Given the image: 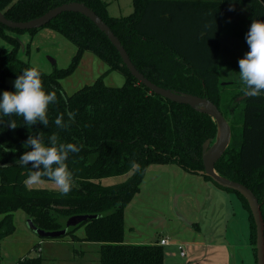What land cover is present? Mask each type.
I'll return each instance as SVG.
<instances>
[{
  "label": "trees",
  "instance_id": "16d2710c",
  "mask_svg": "<svg viewBox=\"0 0 264 264\" xmlns=\"http://www.w3.org/2000/svg\"><path fill=\"white\" fill-rule=\"evenodd\" d=\"M71 1L84 3L109 26L134 66L151 82L178 93L206 97L216 104L230 125L231 136L214 168L219 175L253 192L264 221V94L247 96L242 81L240 88L235 81L220 83L221 65L240 77L239 59L250 50L246 33L254 19L264 21V0H132V12L119 17L108 14L103 0H0V11L9 19L23 21ZM222 3L244 4L248 10L243 54L228 61L220 58ZM42 27L62 34L75 44L76 51L67 67H54L51 72L40 69L45 73V90L57 93L56 102L48 105L47 127L39 121L28 126L15 115L0 124V237L13 230L12 212L17 209L23 210L37 228L47 231L64 228L72 215L96 214L68 227L64 235L98 243L99 264H164V248L158 241H124L123 213L139 191L147 167L173 163L238 196L248 212L249 239L255 255V224L247 200L201 173L203 144L216 136L213 118L140 83L121 64L120 54L108 37L88 17L63 11L43 26L27 30L0 23V37L11 46L0 50V91L7 88L8 78L16 80L25 69L35 67L19 58L20 42L8 32L32 35ZM85 51L106 63L107 69L92 83L68 95L60 80L75 70ZM113 70L123 75L122 85L104 83V76ZM69 111L76 113L74 120H69ZM60 115L66 128L55 125ZM9 119L16 121L15 129L9 126ZM53 134L60 142L81 148L78 153H70L66 161L76 184L68 195L27 187L25 179L31 164L18 163L19 157L31 150L24 146L29 136L42 135L47 144ZM134 165H139V171ZM123 174L129 175L121 182L100 183L101 178ZM81 225L84 235L78 237L75 230ZM15 264H42V258L27 255Z\"/></svg>",
  "mask_w": 264,
  "mask_h": 264
},
{
  "label": "rangeland",
  "instance_id": "374dc122",
  "mask_svg": "<svg viewBox=\"0 0 264 264\" xmlns=\"http://www.w3.org/2000/svg\"><path fill=\"white\" fill-rule=\"evenodd\" d=\"M103 1L107 2V12L111 16H126L133 10L132 0ZM222 8L223 31L220 38V58L223 61L238 59L243 54V38L246 31L248 11L247 5L222 3ZM9 32L10 34H15L12 31ZM58 36L54 40H49L46 43L38 45L39 50L33 49L34 46L31 45L29 52H20L21 58L44 72H51L54 67H67L75 54L76 46L62 35L59 34ZM10 48V44L0 37V50H8ZM49 57L54 58L56 62L53 64ZM106 69V63L102 62L92 52L85 51L75 70L61 79L60 84L65 93L70 95L83 85L92 83ZM103 81L106 85L120 86L124 82V77L119 71L113 70L104 76ZM230 81H235L237 88L242 87L240 85L242 83L240 77L231 68L221 65L220 83ZM6 82L7 88L1 89L0 97H2L3 91H13L14 89L15 79L8 78ZM225 88L228 89L230 86L227 84ZM128 175L104 177L100 179V183L103 185L118 183L125 180ZM171 176L172 174L170 173L168 176H163L164 178H160L161 175L155 177L154 174L151 175L150 173L146 176L142 183L141 193L134 197L133 203L131 202L132 204L126 212L124 228L126 239H147L146 236H149L154 228L161 226H167L171 228V231L175 228L178 221L175 202L178 201L177 205L179 207L183 205L185 207L188 203L186 202V198H184V194L181 193L182 189H180V185L177 183L178 179ZM162 181L164 182V186L159 188L156 183ZM174 181H176V184ZM25 184L29 188L57 190L52 181L45 179L33 185L26 183L25 179ZM12 214L14 231L12 230V233L0 239V264H12L21 257L33 255L34 253H38L42 258V264H99L98 244L82 245L79 241H72L70 235H64L59 238L40 237L27 225V217L23 210L17 209ZM132 223L135 225H132ZM131 225L134 228H130ZM248 226L247 221L244 223L243 220H240L236 229L234 240L236 264H256L253 247L248 241ZM157 231L155 234L163 232L161 230ZM75 235L78 237L84 235L83 225L76 228ZM50 242L55 243L51 244ZM37 244H39L38 248L41 247V249L35 248ZM165 248L168 249L169 247ZM227 255L222 251L212 250L209 251V258L200 264H231L227 262ZM182 261L183 258L177 259L178 264H187L186 262L180 263Z\"/></svg>",
  "mask_w": 264,
  "mask_h": 264
},
{
  "label": "crops",
  "instance_id": "0c3cea01",
  "mask_svg": "<svg viewBox=\"0 0 264 264\" xmlns=\"http://www.w3.org/2000/svg\"><path fill=\"white\" fill-rule=\"evenodd\" d=\"M8 33L10 34V32ZM59 34V32L49 27H43L38 29L32 35L28 32L18 34L15 33L11 35L16 37L20 42L18 56L21 58L20 52H29L31 45L34 46L33 49L39 50L38 45L46 43L49 40H54V38H58ZM49 59L53 64L56 62V60L52 57H49ZM149 173L151 175L154 174L155 177H159L161 175L160 178L168 176L169 173L172 174L173 177H176L178 179L177 183L180 185V189H182L181 193L184 194V198H186L188 205L185 207L184 205H180L181 207H179L177 205L178 201L175 202V210L178 213V221L172 231L171 228H168L167 226L154 228L153 231L150 232V235L146 236L147 239H126L124 232V241L127 243H154L162 237L167 238L168 243L162 245L164 248V264H178V258H183V261L180 263L186 262L187 264H200L205 259L209 258V251L212 250L222 251L225 255L228 254L227 262L236 264L237 260L234 256L236 229L238 228L240 220H243L244 223L247 221L249 224L248 212L244 209L238 196L234 192H229L215 186L212 181L205 179L200 174L187 172L178 165L171 163L149 165L141 180L139 191L134 195V197L141 193L142 183ZM163 183L164 182L162 181L157 182L156 184L159 188H161L164 186ZM174 183L176 184V181H174ZM134 197L124 209V228L126 222V212L133 203L132 201H134ZM130 211L132 212V210ZM132 225L135 224L132 223ZM132 225L130 228H134ZM157 230H161L163 232L155 234L158 232ZM152 233L153 235H151ZM249 235L248 241L250 243ZM3 237H0V239ZM72 241L78 242L73 239ZM79 242L82 245L98 244L96 242ZM50 243L54 244L55 242ZM179 246L184 250L183 255L180 254ZM165 247L169 248L166 249ZM39 249H41V247H39L38 250ZM37 255L38 253H34L33 255L30 254V256ZM15 262L12 264H15Z\"/></svg>",
  "mask_w": 264,
  "mask_h": 264
},
{
  "label": "clouds",
  "instance_id": "9594fccd",
  "mask_svg": "<svg viewBox=\"0 0 264 264\" xmlns=\"http://www.w3.org/2000/svg\"><path fill=\"white\" fill-rule=\"evenodd\" d=\"M249 51L239 59L240 79L245 85L244 92L249 97H259L264 94V21L254 19L246 33ZM40 69L32 67L25 69L14 82L15 91L5 90L0 97V124L4 118L13 115L23 118V122L32 126L37 121L46 127L49 125L47 116L48 105L56 102L55 90L46 91L43 86ZM67 102V97H65ZM69 120H74L76 113H67ZM58 128H66L63 115L55 119ZM12 129L17 127L15 120L9 119ZM29 136L24 146L30 147L19 157L18 163L24 166L31 164V171L27 173L26 183L33 185L41 182L42 178L51 180L61 195H68L76 186L73 173L66 161L70 153H78L81 148L74 143H62L56 134L48 138ZM139 171V165H134Z\"/></svg>",
  "mask_w": 264,
  "mask_h": 264
},
{
  "label": "water",
  "instance_id": "95a60500",
  "mask_svg": "<svg viewBox=\"0 0 264 264\" xmlns=\"http://www.w3.org/2000/svg\"><path fill=\"white\" fill-rule=\"evenodd\" d=\"M63 11H74L83 14L88 17L104 34L108 37L110 42L115 46L122 59L121 64L125 65L129 72L142 84L148 87L152 92L159 94L169 100L188 104L200 111H203L210 115L216 123V136L213 141H205L203 144L202 151V163L203 170L202 174L210 177L218 185L230 188L238 193H240L248 202L250 211L255 224V248H256V264H264V221L262 212L260 209V203L253 192L246 187L244 184L237 181L230 180L219 175L215 168V162L220 158L226 149L230 136L231 129L227 119L218 109L216 104L206 97L198 96L189 93H178L161 86L156 85L147 79L137 68L134 66L130 60L126 50L121 44L120 40L111 31L109 26L88 6L82 2L71 1L57 5L42 15L32 18L29 20L16 21L9 19L4 16L0 11V23L7 26L8 28H18L21 30H27L32 28H37L46 24L50 19L57 16ZM96 214H76L67 218L65 227L59 230H42L37 228L31 218H27L26 222L30 229H32L40 237H57L64 235L67 232L68 227L74 226L79 222L86 220L91 217H96Z\"/></svg>",
  "mask_w": 264,
  "mask_h": 264
},
{
  "label": "built area",
  "instance_id": "2783aa9c",
  "mask_svg": "<svg viewBox=\"0 0 264 264\" xmlns=\"http://www.w3.org/2000/svg\"><path fill=\"white\" fill-rule=\"evenodd\" d=\"M158 243L159 244H161V245H164V244H166V243H168V240H167V238H160L159 240H158ZM179 248H180V254L181 255H183L184 254V250L179 246Z\"/></svg>",
  "mask_w": 264,
  "mask_h": 264
}]
</instances>
